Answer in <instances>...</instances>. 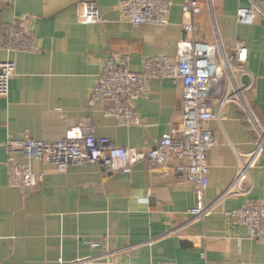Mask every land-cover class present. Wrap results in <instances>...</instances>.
Masks as SVG:
<instances>
[{
	"label": "crops",
	"instance_id": "1",
	"mask_svg": "<svg viewBox=\"0 0 264 264\" xmlns=\"http://www.w3.org/2000/svg\"><path fill=\"white\" fill-rule=\"evenodd\" d=\"M87 1L97 3L101 21L78 22L79 5ZM119 1L0 0V22L27 19L35 43L32 51H0V61L15 66L8 93L0 96V264H264V242L249 238L246 227L228 215L245 204H264V148L255 151L260 137L251 120L264 131V15L252 23L235 18L237 8L249 6V0H197L201 12L192 18L190 38L195 42H218L227 57L237 45L247 48L246 83L232 66L241 99L222 107L220 98L213 100L214 117L206 123L213 144L207 153L205 201L218 198L233 182L239 162L251 164L236 192L210 213L193 218L188 212L194 204L193 184L165 178L143 160L120 174L99 164L59 172L50 164L17 157L43 179L28 189L8 186L4 144L9 138L28 134L38 141H59L90 117L97 137L146 151L180 122L179 79H154L147 94L132 100L143 118L139 126H119L105 115L108 100L88 105L111 54L128 55L129 69L138 72L148 57L173 58L184 37V0H170L164 26L126 21ZM258 3L264 12V0ZM111 251L116 253L109 255Z\"/></svg>",
	"mask_w": 264,
	"mask_h": 264
},
{
	"label": "built area",
	"instance_id": "2",
	"mask_svg": "<svg viewBox=\"0 0 264 264\" xmlns=\"http://www.w3.org/2000/svg\"><path fill=\"white\" fill-rule=\"evenodd\" d=\"M170 6V0L119 1L122 17L134 25H166ZM181 10L184 15V37L177 42L173 58L148 57L142 69L133 72L129 69L128 55L111 54L104 61L88 98L89 106L108 100L104 114L114 117L119 126H139L143 118L133 107L132 100L147 94L150 82L154 79H179L183 92L182 117L178 125L164 132L156 144L146 151L119 147L109 138L97 137L90 117L59 141H38L28 134L9 138L4 144L8 186L28 189L43 179L42 173L33 172L28 162H18L17 157L50 164L59 172L72 165L99 164L109 173L120 174L130 172L133 163L143 160L165 178L174 177L176 181L182 178L193 184L194 204L188 211L193 218L210 213L218 202L236 192V184L246 177V166H250L251 162L246 166L239 162L233 182L218 198L209 203L205 201L209 172L207 153L213 144V136L206 123L214 117L213 100L220 98L219 106L222 107L227 102L241 99L235 90L232 66L236 67L235 71L241 72V76L249 79L243 67L247 48L237 45L234 54L227 57L218 42H195L190 38L195 30L192 18L201 12V6L197 0H184ZM258 15H264L258 0H249V6L237 8L235 18L239 23H252ZM77 20L82 24L101 21L97 3H80ZM34 49L35 43L27 19L17 17L10 22H0V51L8 53ZM14 74L13 61H0V96L7 95L8 81ZM225 78L231 83V88L228 83L225 84ZM251 120L260 137L255 145V151L259 152L264 148V131L253 118ZM170 160L174 162L170 163ZM228 215L246 227L249 238L264 242V204H245L231 210ZM114 253L111 251L109 255ZM59 264L75 262L59 260ZM105 264L131 263L107 260Z\"/></svg>",
	"mask_w": 264,
	"mask_h": 264
},
{
	"label": "water",
	"instance_id": "3",
	"mask_svg": "<svg viewBox=\"0 0 264 264\" xmlns=\"http://www.w3.org/2000/svg\"><path fill=\"white\" fill-rule=\"evenodd\" d=\"M248 80V77L247 76H242V82L246 83Z\"/></svg>",
	"mask_w": 264,
	"mask_h": 264
}]
</instances>
